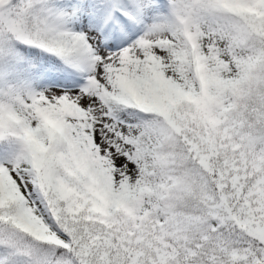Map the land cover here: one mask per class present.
Returning <instances> with one entry per match:
<instances>
[{"label": "snow or ice", "instance_id": "6c2138e0", "mask_svg": "<svg viewBox=\"0 0 264 264\" xmlns=\"http://www.w3.org/2000/svg\"><path fill=\"white\" fill-rule=\"evenodd\" d=\"M0 264H264V0H0Z\"/></svg>", "mask_w": 264, "mask_h": 264}]
</instances>
